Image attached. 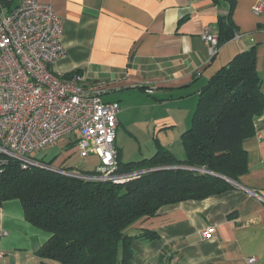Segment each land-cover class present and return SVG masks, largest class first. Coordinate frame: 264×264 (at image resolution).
Here are the masks:
<instances>
[{
  "label": "crops",
  "instance_id": "obj_1",
  "mask_svg": "<svg viewBox=\"0 0 264 264\" xmlns=\"http://www.w3.org/2000/svg\"><path fill=\"white\" fill-rule=\"evenodd\" d=\"M9 1L14 8L20 0ZM35 1L51 5L63 20L66 55L54 73L66 77L80 71L87 85L103 87V100L120 105L118 129L127 130L122 116L142 97L153 107L173 106L170 128L181 139L191 127L201 90L237 55L252 49L264 93V8L260 14L253 11L264 0ZM229 14L240 38L212 57L201 36L207 29L218 35L219 18ZM148 88L155 90L156 102L145 97H151ZM255 129L256 135L244 143L248 172L232 190L165 206L155 218L126 231L134 237L143 231L158 235L151 242L134 239L133 264H250L253 258V264H264V114L256 119ZM159 145L178 160L186 159V153L184 158L181 152L176 155L177 143L162 138ZM116 146L120 162L128 164L124 147L117 140ZM209 227L215 232L205 240L202 232ZM0 231L8 233L0 245V264H58L38 256L51 235L27 221L20 201L0 207Z\"/></svg>",
  "mask_w": 264,
  "mask_h": 264
},
{
  "label": "trees",
  "instance_id": "obj_2",
  "mask_svg": "<svg viewBox=\"0 0 264 264\" xmlns=\"http://www.w3.org/2000/svg\"><path fill=\"white\" fill-rule=\"evenodd\" d=\"M1 8L10 11L12 3L0 0ZM217 28L220 48L236 34L230 14L219 18ZM77 74L81 72L64 79ZM263 114L262 79L252 49L237 55L201 90L191 127L181 136L184 161L160 145L149 159L128 164L119 159L121 175L146 171L124 184L84 181L39 168L23 170L12 162L0 174V207L20 201L27 221L51 235L38 251L42 259L58 264H133L134 239L151 242L158 235L143 231L134 237L126 231L155 218L165 206L232 190L233 184L223 178L238 183L248 172L244 143L256 135L255 121ZM63 163L54 166L75 172L63 169Z\"/></svg>",
  "mask_w": 264,
  "mask_h": 264
},
{
  "label": "built area",
  "instance_id": "obj_3",
  "mask_svg": "<svg viewBox=\"0 0 264 264\" xmlns=\"http://www.w3.org/2000/svg\"><path fill=\"white\" fill-rule=\"evenodd\" d=\"M263 8L260 1L253 11L260 14ZM63 32V20L51 5L20 0L10 11L0 9V174L18 162L23 170L39 168L84 181L129 182L141 174H119L120 105L106 103V90L87 85L83 75L64 79L53 71L66 55ZM201 38L215 56L218 35L207 29ZM146 93L152 96L155 90ZM66 139L82 158H98L93 174L67 172L34 156ZM214 232L206 228L202 237L210 239ZM7 235L0 231V245Z\"/></svg>",
  "mask_w": 264,
  "mask_h": 264
},
{
  "label": "rangeland",
  "instance_id": "obj_4",
  "mask_svg": "<svg viewBox=\"0 0 264 264\" xmlns=\"http://www.w3.org/2000/svg\"><path fill=\"white\" fill-rule=\"evenodd\" d=\"M145 97L156 102L152 96L146 95ZM131 106L134 110L122 116L124 117V125H128L127 130L119 128L117 132V143L124 147V163L153 157L162 138L177 143L175 147L176 155L181 152L183 153L182 157H185L181 139L177 137L176 132H171L172 128H170L175 115L172 105L153 107L140 97L135 99ZM150 117H154L155 122H148ZM65 142H67V139L62 140L61 143L55 146L37 152L34 156L45 163H50L56 159L53 165L62 160L64 161L62 164L63 169L71 168L75 172H95L99 164L98 158L95 156L82 158L73 148L74 144L65 146Z\"/></svg>",
  "mask_w": 264,
  "mask_h": 264
},
{
  "label": "water",
  "instance_id": "obj_5",
  "mask_svg": "<svg viewBox=\"0 0 264 264\" xmlns=\"http://www.w3.org/2000/svg\"><path fill=\"white\" fill-rule=\"evenodd\" d=\"M182 169H187V168H182ZM150 171H153V170H150ZM146 172V171H145ZM145 172H136V173H133V174H143V173H145ZM223 179H225L226 181H228V182H230V183H232V184H235V182H233V181H231V180H229V179H226V178H223Z\"/></svg>",
  "mask_w": 264,
  "mask_h": 264
}]
</instances>
